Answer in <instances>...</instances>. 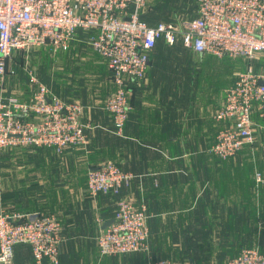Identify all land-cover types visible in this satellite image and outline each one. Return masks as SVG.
I'll return each mask as SVG.
<instances>
[{"label":"crops","instance_id":"0c3cea01","mask_svg":"<svg viewBox=\"0 0 264 264\" xmlns=\"http://www.w3.org/2000/svg\"><path fill=\"white\" fill-rule=\"evenodd\" d=\"M93 35L79 30L67 51L50 49L51 81L40 71L43 62L33 66L51 94L84 107L88 143L61 154L34 146L0 150V212L56 216L63 237L59 264H225L245 248L264 253V120L252 114L254 143L236 158L223 161L212 152L225 126L216 112L226 91L250 66L263 73L264 55L250 62L218 58L181 42L168 47L159 41L145 79L130 86L131 109L119 136L105 110L115 84L106 61L88 43ZM17 57L0 77V93L6 101L28 104L34 87L25 56ZM109 160L132 175L130 186L119 194L89 196L88 172ZM122 198L147 206L149 250L100 257L97 236L114 220ZM32 263L31 247L16 245L13 264Z\"/></svg>","mask_w":264,"mask_h":264},{"label":"built area","instance_id":"2783aa9c","mask_svg":"<svg viewBox=\"0 0 264 264\" xmlns=\"http://www.w3.org/2000/svg\"><path fill=\"white\" fill-rule=\"evenodd\" d=\"M196 4L195 19L150 26L140 17L147 0H0V77L17 52L67 51L79 30L95 32L88 43L112 73L116 90L105 109L112 115L115 133L121 134L131 109L129 87L145 79L159 41L171 46L181 42L197 54L218 58L250 62L264 55V0H197ZM29 76L34 90L28 104L15 98L6 101L0 93V150L48 146L61 154L69 147L85 146L91 127L82 122L83 106L51 94L33 71ZM254 112L264 119V72L256 73L250 66L237 75L216 112V120L225 126L212 146L215 155L233 158L252 143ZM131 180V174L107 161L88 172L87 193L119 194ZM148 219L144 206L135 208L128 199H120L114 222L97 236L100 257L148 252ZM62 242V224L54 215L0 212V264H13L19 244L31 247L32 264H59ZM225 264H264V253L255 246L245 248Z\"/></svg>","mask_w":264,"mask_h":264},{"label":"rangeland","instance_id":"374dc122","mask_svg":"<svg viewBox=\"0 0 264 264\" xmlns=\"http://www.w3.org/2000/svg\"><path fill=\"white\" fill-rule=\"evenodd\" d=\"M181 1L182 0H162V2H160L158 5H157V2L156 1H153V0H147V5H146V8H145V15H144V18H145V21L148 23V25H153L154 23L156 22H162V23H178L180 22V16H183V18H187V19H191L192 16L195 14V3L197 0H184L183 2H185L183 5H181ZM182 6V7H181ZM156 18V19H154ZM142 19V18H141ZM154 20V21H153ZM165 43V42H163ZM179 43V42H178ZM165 45H167L168 47H174L176 45H179L176 43V45H168L167 43H165ZM16 55L18 54V59H20L21 56H25L24 60H25V63L22 62V64L24 63V69L25 71L27 70L28 71V76H29V71H33L34 74H36L34 67L36 68L37 65V61L40 60V62H43V65H41L40 67V71H44L45 74L48 76V79L51 81L52 80V77H53V65H52V54L50 53V49L49 48H39V49H34V50H31L29 52H17L15 53ZM14 54V56H15ZM45 58L49 59V63L46 64L45 63ZM243 59V58H241ZM258 58H256L257 60ZM27 60V61H26ZM29 60V61H28ZM239 60V59H238ZM31 61V62H30ZM247 62V61H246ZM16 63V61H15ZM31 63V64H30ZM248 64V62H247ZM17 65H21L20 61L18 60L17 61ZM34 66V67H33ZM39 71V70H37ZM37 76V74H36ZM30 77V76H29ZM30 79V78H29ZM111 79L114 83V80H113V76L111 74ZM115 84V83H114ZM131 86V85H130ZM115 90H116V85H115ZM114 90V92H115ZM113 92V93H114ZM112 93V94H113ZM111 94V95H112ZM110 95V96H111ZM129 95H130V87H129V90H128V99H129ZM109 96V97H110ZM108 97V98H109ZM129 105H130V102H129ZM131 107V105H130ZM84 108V107H83ZM106 110V109H105ZM84 111V109H83ZM107 111V110H106ZM108 112V111H107ZM109 113V112H108ZM130 113V112H129ZM110 114V113H109ZM111 116V119H112V115L110 114ZM129 117V115H128ZM262 119V118H261ZM128 120V119H127ZM264 120V119H263ZM83 122V121H82ZM113 122V120H112ZM84 123V122H83ZM126 124V123H125ZM124 128H125V125H124ZM124 128H123V131H124ZM123 131L121 132V134H118L119 136L123 135ZM113 132L115 133V128H114V125H113ZM116 134V133H115ZM253 136H254V130H253ZM254 143V138H253V141H252V144ZM22 147H32V146H22ZM35 147V146H34ZM41 147H45V148H50V149H53L52 147H48V146H41ZM72 147H80V146H72ZM70 148V147H69ZM5 149H8V148H5ZM4 149V150H5ZM54 150V149H53ZM239 153V152H238ZM57 154V153H56ZM215 155V154H214ZM238 155V154H237ZM237 155L233 158H229V159H222L220 158L219 156H217L220 160H223V161H226V160H232L234 158L237 157ZM111 161V160H109ZM107 162V161H106ZM113 162V161H111ZM105 163V162H104ZM114 163V162H113ZM115 164V163H114ZM116 165V164H115ZM130 186V184H129ZM127 186V187H129ZM125 187V188H127ZM129 200V199H128ZM130 201V200H129ZM135 208H141L142 206L145 207L146 209V213L148 215V218H149V213H148V209H147V206L145 204L143 205H140L139 207H137L132 201H130ZM147 223H148V220H147Z\"/></svg>","mask_w":264,"mask_h":264},{"label":"trees","instance_id":"16d2710c","mask_svg":"<svg viewBox=\"0 0 264 264\" xmlns=\"http://www.w3.org/2000/svg\"><path fill=\"white\" fill-rule=\"evenodd\" d=\"M148 4V3H147ZM195 10H197V4L195 3ZM144 11H145V9L142 11V13H141V15H140V17L143 19V20H145V18H144V15H145V13H144ZM196 12V11H195ZM141 19V20H142ZM154 19H156V18H154ZM191 19H193V18H191ZM191 19H185V20H191ZM154 21V20H153ZM176 21V20H175ZM174 21V22H175ZM174 22H172V23H174ZM130 89H131V87H130Z\"/></svg>","mask_w":264,"mask_h":264},{"label":"water","instance_id":"95a60500","mask_svg":"<svg viewBox=\"0 0 264 264\" xmlns=\"http://www.w3.org/2000/svg\"><path fill=\"white\" fill-rule=\"evenodd\" d=\"M114 222V220L112 221H109L105 224L104 228L103 229H106L109 225H111L112 223Z\"/></svg>","mask_w":264,"mask_h":264}]
</instances>
